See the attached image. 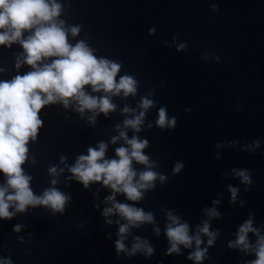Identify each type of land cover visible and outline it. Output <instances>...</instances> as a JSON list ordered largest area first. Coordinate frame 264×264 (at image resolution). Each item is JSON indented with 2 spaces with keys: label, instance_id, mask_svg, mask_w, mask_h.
Instances as JSON below:
<instances>
[{
  "label": "water",
  "instance_id": "obj_1",
  "mask_svg": "<svg viewBox=\"0 0 264 264\" xmlns=\"http://www.w3.org/2000/svg\"><path fill=\"white\" fill-rule=\"evenodd\" d=\"M73 27L79 31L71 34L69 43L84 41L98 59L120 64L117 82L132 76L137 91L114 95L85 85L87 93L108 96L116 106L107 115L99 109L81 113L75 100L68 107L59 101L51 104L27 175L35 195L55 187L71 199L63 213L55 214L45 205L28 206L25 212H15L13 206L15 215L0 234V264H198L188 259L195 241L191 248L180 245V254L167 253L169 212L189 224L190 235L199 233L200 247L207 248L199 264H246L255 259L254 252L228 244L250 216L264 235V0H79ZM185 42L186 48L178 51ZM144 97L155 106L146 111L141 131L135 132L123 121L144 111L139 107ZM125 107L134 111L124 112ZM160 107L167 109L169 118L176 117L174 129L156 126ZM120 131L149 141L143 152L156 162L153 170L167 179L161 183L157 178L154 189L141 190L140 201L115 194L118 202L154 216L153 223L130 226L123 240L126 250L118 254L117 221H127L117 213L102 214L112 206L106 200L112 190L102 181L85 188L69 168L100 142L107 144L105 159H118L115 149L128 147L123 138L112 142ZM177 162L184 168L173 174ZM133 167L139 172L146 166L133 161ZM234 169L250 170L253 183H242ZM229 185L239 189L234 202ZM209 209L220 215L209 216ZM204 222L218 232L212 246L207 243L210 237L199 232ZM136 237L154 248L151 256L143 247L130 254ZM248 238L254 245L256 235L250 232Z\"/></svg>",
  "mask_w": 264,
  "mask_h": 264
},
{
  "label": "clouds",
  "instance_id": "obj_2",
  "mask_svg": "<svg viewBox=\"0 0 264 264\" xmlns=\"http://www.w3.org/2000/svg\"><path fill=\"white\" fill-rule=\"evenodd\" d=\"M217 7L213 5V11ZM61 5L55 0H0V44H11L19 41L25 52V62L34 69L24 75H16L10 81H0V172L6 176V185H0V218L11 219L15 212H25L28 206L38 205L49 206L55 214L63 213L65 205L71 197L55 187L46 189L42 196L34 194L30 187L32 177L25 174L22 164L27 160V143L29 139L35 140L38 129L43 121L39 118L40 109L49 103L62 102L68 107L70 100H75L77 111L83 113L85 109L107 115L115 110V105L108 96L97 97L90 95L84 90L85 85H91L93 92L103 90L105 93L118 95L123 92L124 96L135 95L137 81L129 75H124L117 82V73L120 64L93 55V50L84 41L77 42L74 46L67 40V33L62 27L63 21H56L60 15ZM29 30L31 34L27 39H21L22 32ZM78 27H72V35H76ZM154 34L155 29H150ZM186 42L178 45L177 50H184ZM47 57H58L51 63L38 64ZM217 59H219L217 57ZM17 67L20 66L19 61ZM161 83H164L163 81ZM155 106V102L146 97L142 98L139 107L144 111L139 112L132 119H125L124 126L132 128L135 132L141 131L146 111ZM124 112L134 111L125 107ZM191 111V109H185ZM94 122V117H90ZM161 130L174 129L177 124L176 117L169 118L167 109H158V118L155 121ZM117 128L120 125L116 126ZM152 127L151 124L148 125ZM123 138L128 147L121 146L115 149L116 158L105 159L107 144L100 142L97 148L89 147L88 154H81L77 157L74 165L69 168L73 177L89 187L90 182H101L103 186L112 190V195L106 197L111 201L112 206L103 210V215L108 217L114 213L119 214L126 223L119 224V239L115 242L116 251L119 254L125 251L123 240L129 232L130 226L139 227L144 222L153 223L154 216L151 212L146 213L143 208L134 204L121 203L115 198L116 193L124 194L129 201H140L144 198L141 190L154 189L157 178L163 183L167 177L164 174L153 170L155 161L144 154L143 149L149 146L147 139H141L136 135L128 138L124 131L119 132L118 137H113L112 142ZM257 146L259 142L256 141ZM64 160V157H61ZM133 161L145 165V169L137 171L133 167ZM184 164L177 162L173 167V174L179 173ZM62 171V170H61ZM235 174L240 177L241 182L250 186L253 183L250 170L234 169ZM49 172L56 174L57 169L50 167ZM138 177V178H137ZM51 183L55 185L56 180ZM9 189L12 191L10 192ZM249 187L245 188L248 191ZM231 201L234 202L239 192L237 187L229 185ZM213 203H219L214 201ZM244 201H241L243 204ZM14 206L15 212L9 208ZM209 216H219L215 209L208 210ZM169 223L166 225L165 235L168 238L170 247L168 254H180V245L191 248L195 241L196 248L190 252L188 259L201 262L207 254V248H201L202 243L199 233L195 236L189 234V224L180 222L178 216L169 212L167 217ZM111 224L112 221L108 220ZM20 226L16 225L15 230L19 231ZM159 234L160 229H155ZM210 237L208 245L212 246L218 232L210 231L208 222H204L199 228ZM256 235L257 239L253 245L248 238V233ZM132 253L136 250L146 248V255L151 256L154 248L146 241L136 237ZM229 248H239L241 251L254 252L255 259L247 261L246 264H264V235L253 226V219L246 220L240 225L234 242H229ZM11 264V261L8 262Z\"/></svg>",
  "mask_w": 264,
  "mask_h": 264
}]
</instances>
